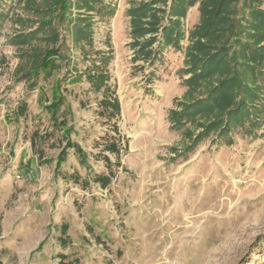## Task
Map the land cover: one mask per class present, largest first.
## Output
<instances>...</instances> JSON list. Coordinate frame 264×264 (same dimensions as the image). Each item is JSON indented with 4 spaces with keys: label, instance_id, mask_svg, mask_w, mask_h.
I'll return each mask as SVG.
<instances>
[{
    "label": "rangeland",
    "instance_id": "1",
    "mask_svg": "<svg viewBox=\"0 0 264 264\" xmlns=\"http://www.w3.org/2000/svg\"><path fill=\"white\" fill-rule=\"evenodd\" d=\"M105 1L115 5V13L94 16L93 41L96 48L111 50L118 126L128 139L106 189L91 183L83 190L55 177L54 162L37 163L27 136L38 124L41 132L48 126L40 107L45 99L23 81L15 83L18 51L7 39L20 28L0 16V54L7 59L0 71L2 264H58L60 252L77 258L73 264H264V113L253 131L234 128L230 145L210 134L175 156L189 142L168 120L175 100L187 95L183 49L168 46L154 63L135 56L127 11L139 0ZM12 7L13 14L24 16L17 0H0L1 15ZM198 20L196 4L184 19L185 31ZM77 56L75 49L74 60ZM68 89L71 138L90 154L93 172H105L91 157L94 140L109 130L95 115L96 96L84 82ZM21 101L27 102V119L7 121ZM186 127L195 130L194 123ZM56 153L46 148L44 154ZM61 171L86 172L71 152ZM62 222L71 238L65 249L54 239V226ZM44 239L41 250L31 254Z\"/></svg>",
    "mask_w": 264,
    "mask_h": 264
},
{
    "label": "trees",
    "instance_id": "2",
    "mask_svg": "<svg viewBox=\"0 0 264 264\" xmlns=\"http://www.w3.org/2000/svg\"><path fill=\"white\" fill-rule=\"evenodd\" d=\"M17 2L24 16L13 14V7L0 16L11 18L20 28L7 39L18 51L15 83L23 81L28 91L37 89L45 99L40 107L48 126L41 132L38 124L27 136L37 163L54 162L55 177L83 190L91 183L106 189L121 167L128 139L118 126L121 106L109 71L111 50L94 46L93 18L112 17L115 5L105 0ZM196 4L199 20L185 31L184 19ZM127 13L135 56L154 63L168 46L183 49L182 73L187 77L182 76V83L187 95L175 100L168 120L170 128L182 130L189 142L175 156L193 150L210 134L217 142L230 145L234 128L253 131L260 124L264 113V0H139ZM182 40L187 41L184 48ZM6 65V56L0 54V71ZM81 82L96 96L95 115L109 129L94 140L96 152L91 155L94 162L103 163L105 172H93L90 154L71 138L74 125L67 104L68 85ZM27 110V102L21 101L6 119L26 120ZM188 123H194L195 130L187 128ZM55 133L58 137L53 139ZM46 148L57 150L54 158L45 156ZM70 152L86 170L85 176L61 171ZM54 227V239L62 249L67 248L71 242L68 224ZM44 241L31 254L40 251ZM57 257L58 264L78 263L62 252Z\"/></svg>",
    "mask_w": 264,
    "mask_h": 264
}]
</instances>
